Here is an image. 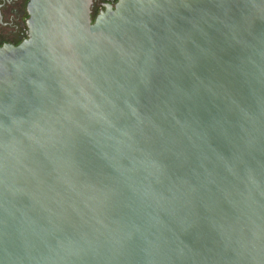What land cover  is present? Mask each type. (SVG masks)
<instances>
[{"label": "water", "instance_id": "1", "mask_svg": "<svg viewBox=\"0 0 264 264\" xmlns=\"http://www.w3.org/2000/svg\"><path fill=\"white\" fill-rule=\"evenodd\" d=\"M92 6L0 47V264H264V0Z\"/></svg>", "mask_w": 264, "mask_h": 264}, {"label": "flooded vegetation", "instance_id": "2", "mask_svg": "<svg viewBox=\"0 0 264 264\" xmlns=\"http://www.w3.org/2000/svg\"><path fill=\"white\" fill-rule=\"evenodd\" d=\"M118 0H93L92 15L96 16L115 5ZM29 0H0V47L18 45L28 38Z\"/></svg>", "mask_w": 264, "mask_h": 264}]
</instances>
